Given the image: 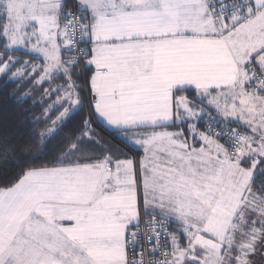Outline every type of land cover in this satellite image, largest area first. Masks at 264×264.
Listing matches in <instances>:
<instances>
[{"label": "snow or ice", "instance_id": "1", "mask_svg": "<svg viewBox=\"0 0 264 264\" xmlns=\"http://www.w3.org/2000/svg\"><path fill=\"white\" fill-rule=\"evenodd\" d=\"M0 89V264H264V0H0Z\"/></svg>", "mask_w": 264, "mask_h": 264}, {"label": "trees", "instance_id": "2", "mask_svg": "<svg viewBox=\"0 0 264 264\" xmlns=\"http://www.w3.org/2000/svg\"><path fill=\"white\" fill-rule=\"evenodd\" d=\"M11 102L7 97V92L4 89H0V119H3L7 113L5 112V109L10 108ZM20 118L13 114L10 119H8L7 124L9 126L15 124Z\"/></svg>", "mask_w": 264, "mask_h": 264}]
</instances>
